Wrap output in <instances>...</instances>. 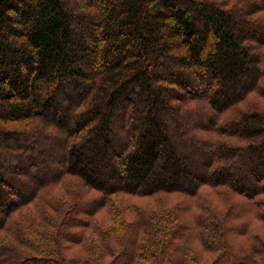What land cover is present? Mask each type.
<instances>
[{"label": "trees", "instance_id": "16d2710c", "mask_svg": "<svg viewBox=\"0 0 264 264\" xmlns=\"http://www.w3.org/2000/svg\"><path fill=\"white\" fill-rule=\"evenodd\" d=\"M259 101L264 0H0V264H264Z\"/></svg>", "mask_w": 264, "mask_h": 264}, {"label": "rangeland", "instance_id": "374dc122", "mask_svg": "<svg viewBox=\"0 0 264 264\" xmlns=\"http://www.w3.org/2000/svg\"><path fill=\"white\" fill-rule=\"evenodd\" d=\"M256 95L252 94V96L250 97V99H255ZM259 104L264 106V101H259ZM205 188H202L201 191H205ZM89 195H98V193L96 191H93L91 189L88 190ZM180 196L178 194L172 193V194H168L167 195V199L168 202H173L176 199H178ZM153 198L152 197H139V196H129V201L136 203V205H153ZM135 205V204H134ZM105 211V209L101 210L99 213H97V216L101 215L103 212ZM127 212V211H126Z\"/></svg>", "mask_w": 264, "mask_h": 264}]
</instances>
